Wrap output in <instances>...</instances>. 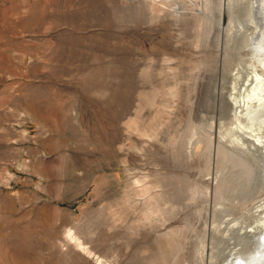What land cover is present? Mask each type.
<instances>
[{"label":"rangeland","instance_id":"374dc122","mask_svg":"<svg viewBox=\"0 0 264 264\" xmlns=\"http://www.w3.org/2000/svg\"><path fill=\"white\" fill-rule=\"evenodd\" d=\"M261 47L264 0H0V264H264Z\"/></svg>","mask_w":264,"mask_h":264},{"label":"bare ground","instance_id":"6f19581e","mask_svg":"<svg viewBox=\"0 0 264 264\" xmlns=\"http://www.w3.org/2000/svg\"><path fill=\"white\" fill-rule=\"evenodd\" d=\"M262 51L264 53V47H261V49L259 50V52L261 53ZM256 81H257V85L251 90V93L250 94L248 93V95L245 98H243L242 101H237V103H239L241 107L246 108L248 112L249 110H251L252 105L254 103H257L258 112L264 111V77H260L259 75H257ZM254 108L256 107L254 106ZM254 145L259 147L264 146V142L260 138H258ZM263 256H264V248L259 251V254L255 255V257L257 258L256 260H260V261L262 260Z\"/></svg>","mask_w":264,"mask_h":264}]
</instances>
